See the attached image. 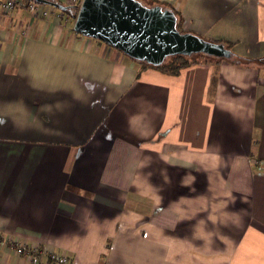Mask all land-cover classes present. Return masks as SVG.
I'll return each mask as SVG.
<instances>
[{"label": "crops", "instance_id": "obj_1", "mask_svg": "<svg viewBox=\"0 0 264 264\" xmlns=\"http://www.w3.org/2000/svg\"><path fill=\"white\" fill-rule=\"evenodd\" d=\"M159 1L264 58V0ZM45 6L0 13V264H264V66L168 75Z\"/></svg>", "mask_w": 264, "mask_h": 264}, {"label": "water", "instance_id": "obj_2", "mask_svg": "<svg viewBox=\"0 0 264 264\" xmlns=\"http://www.w3.org/2000/svg\"><path fill=\"white\" fill-rule=\"evenodd\" d=\"M33 1L61 10L68 7L53 0ZM74 31L153 66H159L175 55L232 57V51L223 43L206 40L191 32H180L172 10L161 5L148 7L139 0H83Z\"/></svg>", "mask_w": 264, "mask_h": 264}, {"label": "trees", "instance_id": "obj_3", "mask_svg": "<svg viewBox=\"0 0 264 264\" xmlns=\"http://www.w3.org/2000/svg\"><path fill=\"white\" fill-rule=\"evenodd\" d=\"M139 1L142 2L144 0H139ZM150 2H152L153 5H161L163 8H167L169 10H172L176 14V17H177V29L182 33L188 32L182 28L181 15L179 12L175 11V9L173 7H170V6L164 4L163 2H161L159 0H150ZM79 4L80 3H78L76 5L77 7L68 6L67 9L64 11V13L69 15V16H72V18L75 20L77 13H78L79 6H80ZM73 8H75V9H73ZM75 34H77V33L75 32ZM193 34H195V33H193ZM77 35H79V34H77ZM204 39H206V38H204ZM206 40H208V39H206ZM223 44L226 46V48L231 50V44L230 43H223ZM133 60L136 61L137 63H140L143 68H154V69H157V70H159L165 74H168V75H178L183 68L193 66L196 64H201V63L215 64V65L219 66V64H221L223 61H229L232 64H234L235 66H238L241 68H253V67L264 66V58L250 59V58L241 57V56H239L233 52H232V57L230 59L217 58V57H213V56H209V55H205V54H193L191 56L175 55V56L168 57L166 59V61L159 66H153V65L148 64L146 62L137 61L135 59H133Z\"/></svg>", "mask_w": 264, "mask_h": 264}, {"label": "built area", "instance_id": "obj_4", "mask_svg": "<svg viewBox=\"0 0 264 264\" xmlns=\"http://www.w3.org/2000/svg\"><path fill=\"white\" fill-rule=\"evenodd\" d=\"M36 6L37 3L33 0H0V13L7 14L15 9H30L35 12ZM2 242L3 238L0 236V243ZM14 247L17 254L27 258L29 264H70L69 257L65 254L57 255L52 252L46 256L40 251L26 252L25 246L21 243H15Z\"/></svg>", "mask_w": 264, "mask_h": 264}, {"label": "rangeland", "instance_id": "obj_5", "mask_svg": "<svg viewBox=\"0 0 264 264\" xmlns=\"http://www.w3.org/2000/svg\"><path fill=\"white\" fill-rule=\"evenodd\" d=\"M142 2L145 6H148V7H151L153 5L152 2H150V0H144ZM45 8L51 9V6L46 5ZM52 9H54L55 12L57 11V8L52 7ZM74 33H75V31H74ZM221 264H223V263H221Z\"/></svg>", "mask_w": 264, "mask_h": 264}]
</instances>
